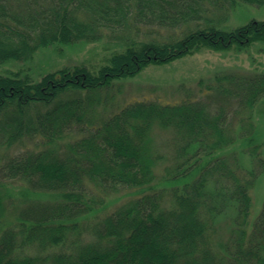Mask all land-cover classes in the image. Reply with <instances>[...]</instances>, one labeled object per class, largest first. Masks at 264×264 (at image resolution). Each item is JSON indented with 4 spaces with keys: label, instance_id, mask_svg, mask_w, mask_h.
I'll use <instances>...</instances> for the list:
<instances>
[{
    "label": "trees",
    "instance_id": "16d2710c",
    "mask_svg": "<svg viewBox=\"0 0 264 264\" xmlns=\"http://www.w3.org/2000/svg\"><path fill=\"white\" fill-rule=\"evenodd\" d=\"M240 5L264 9V0H0V65L27 62L52 45L94 42L104 31L132 25L184 29L177 39L129 41L95 72L67 67L38 81L21 73L0 75V144L24 137H39L45 144L0 165V264H264V202L249 224L251 180L220 156L231 144L228 105L212 112L199 101H136L64 150L55 147L83 121L85 104L79 96L54 102L67 90L96 91L150 64H167L202 48L244 49L259 43L264 49V20L227 30L212 16ZM217 82L225 83L221 93L228 101L247 108L264 97V75H226ZM154 123L187 138L182 152L194 146L172 169V180L182 185L172 189L170 208L152 185L159 159L148 138ZM256 149L251 155L262 168ZM9 182L50 199L14 206L3 191ZM86 182L104 191L144 193L104 216L91 230L93 239L84 242L78 225L94 210ZM4 200L6 208L14 206L6 219ZM225 215L231 228L218 253L213 226Z\"/></svg>",
    "mask_w": 264,
    "mask_h": 264
},
{
    "label": "rangeland",
    "instance_id": "374dc122",
    "mask_svg": "<svg viewBox=\"0 0 264 264\" xmlns=\"http://www.w3.org/2000/svg\"><path fill=\"white\" fill-rule=\"evenodd\" d=\"M214 19L223 21L224 29L239 27L251 19L264 20V9L253 6L240 5L226 14L213 13ZM184 29L163 30L154 27L134 26L117 31H104L102 37L94 42H80L74 45H52L38 50L27 62L9 61L0 65V75L21 73L32 81H38L43 75L62 68L84 66L92 72L105 65L109 58L125 49L129 41H164L177 39L184 35ZM226 75L237 77H256L264 75V49L255 43L244 49L212 50L202 48L191 54L163 65L150 64L138 74L130 77L114 79L107 86L96 91L67 90L54 101H67L76 96L84 100L83 121L76 124L73 131L56 141L55 147L64 150L65 147L87 135L92 128L102 125L127 105L136 101L157 100L160 104H174L188 101L204 103L212 112L218 107L228 109V128L226 137L231 144L220 154L230 167L234 168L243 179L251 180L249 195L251 209L249 224H252L261 210L264 202V166L259 168L257 158L252 156L257 146V154L264 161V97L259 98L252 108L237 101L224 97L221 93L225 83L217 82L218 78ZM49 107H44L43 110ZM152 155L158 156L153 167L154 185L161 191V202L166 208L173 205L172 189L180 188L182 183H174L171 172L177 161L191 155L194 146L191 144L187 152H182L186 144L174 129L163 128L157 123L152 124L148 133ZM0 144V165L7 159L27 150L37 151L45 148L41 139L20 138L8 144L5 139ZM188 154V155H187ZM181 156V157H180ZM180 157V160L178 159ZM191 161V160H190ZM193 162H190V164ZM252 171L254 175H249ZM94 200L93 212L81 219L79 233L84 242L91 241L92 228L100 220L126 201L143 194L142 189H123L116 192L104 191L91 182H86ZM4 193L8 195L14 206L27 205L32 199L47 201L48 195L28 192L21 182L4 184ZM7 190V192H6ZM6 200V199H5ZM6 214L12 212L13 205L6 208ZM20 201V202H19ZM21 206V207H22ZM8 220L9 217L7 218ZM7 221V220H6ZM213 247L219 253L226 243L231 228V220L225 215L214 223Z\"/></svg>",
    "mask_w": 264,
    "mask_h": 264
}]
</instances>
